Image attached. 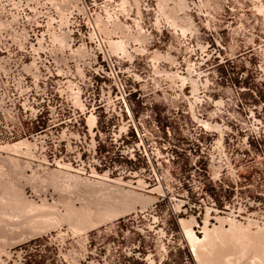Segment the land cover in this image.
<instances>
[{
    "label": "built area",
    "instance_id": "built-area-1",
    "mask_svg": "<svg viewBox=\"0 0 264 264\" xmlns=\"http://www.w3.org/2000/svg\"><path fill=\"white\" fill-rule=\"evenodd\" d=\"M115 21L73 5L21 15L0 0V140L27 138L46 164L126 179L152 196L111 222L107 238L88 236L79 263L62 264H176L174 237L188 241L183 221L197 233L219 213L208 182L238 186V141L249 145L252 132L208 95V41L177 49L174 64L145 61L138 46L129 58L102 30ZM183 165L201 174L196 200L175 191Z\"/></svg>",
    "mask_w": 264,
    "mask_h": 264
},
{
    "label": "rangeland",
    "instance_id": "rangeland-1",
    "mask_svg": "<svg viewBox=\"0 0 264 264\" xmlns=\"http://www.w3.org/2000/svg\"><path fill=\"white\" fill-rule=\"evenodd\" d=\"M3 1L21 15L51 16L73 5L81 14L112 16L116 20L112 30L101 23L102 30L110 45L123 41V49H111L129 58L138 46L134 51L143 53L145 61L174 64L177 49L184 51L208 41V95L237 112L239 126L253 137L249 145L238 141L240 162L245 165L238 186L208 182V194L219 213L194 234L206 239L203 245L208 247L202 251L208 249L211 254L199 259L190 240L182 241L177 235L172 256L176 264H264V0H15L14 5L13 0ZM21 142L25 146L17 153L9 152L11 145ZM1 146L0 264H62L64 258L79 263L88 236L101 231L107 238L111 222L136 208L111 217L129 203L116 183L77 166L44 163L27 138L0 140ZM200 176H193L183 165L175 191H188L196 200L193 194ZM123 181L128 182L126 190L141 193ZM206 228L211 230L209 239ZM162 247L152 246L154 251Z\"/></svg>",
    "mask_w": 264,
    "mask_h": 264
},
{
    "label": "bare ground",
    "instance_id": "bare-ground-1",
    "mask_svg": "<svg viewBox=\"0 0 264 264\" xmlns=\"http://www.w3.org/2000/svg\"><path fill=\"white\" fill-rule=\"evenodd\" d=\"M184 3V2H183ZM182 3V4H183ZM185 6V5H184ZM120 25V24H119ZM121 26V25H120ZM119 26V27H120ZM119 29V28H118ZM117 29V30H118ZM121 30V29H120ZM119 31V30H118ZM123 31V30H122ZM122 33H124V32H122ZM130 36V35H129ZM144 37V36H143ZM128 38V37H127ZM130 38V37H129ZM139 38V37H138ZM143 40V39H142ZM123 42V41H122ZM122 42L121 43H118L117 41H116V43H114V41H113V44H111L110 45V49H111V46H112V48L113 49H123L124 48V44H122ZM109 43H110V40H109ZM112 43V42H111ZM124 45V46H123ZM119 49V50H120ZM111 51H112V49H111ZM113 52V51H112ZM158 58V57H157ZM25 142H21V143H16V144H13V145H11V147H9L10 148V153H15L16 151L18 152V150L20 149V148H22V145L24 144ZM28 145V144H27ZM23 146H25V145H23ZM31 147V146H30ZM6 149H8L7 147H6ZM2 150H4V147L3 146H1L0 147V151H2ZM9 150V149H8ZM21 151V150H20ZM16 152V153H17ZM26 152H27V150H26ZM19 153H21V152H19ZM26 155V154H25ZM31 155V154H30ZM14 156V155H13ZM10 157V156H9ZM15 157V156H14ZM10 159H12V157L10 158ZM13 160V159H12ZM33 160V159H32ZM32 162V161H31ZM16 163V162H15ZM59 166H62V165H59ZM64 167V166H63ZM68 168V167H67ZM46 169V168H45ZM57 170V169H56ZM77 170V169H76ZM61 171V170H60ZM63 171V170H62ZM78 171V170H77ZM57 172V171H56ZM52 173V172H51ZM50 173V174H51ZM58 173H60V172H58ZM63 173H64V171H63ZM80 173V172H79ZM54 174V173H53ZM57 174V173H56ZM96 174V173H95ZM94 174V175H95ZM55 175V174H54ZM62 175H60V177H61ZM97 178H99V179H103V180H106V181H108V183H109V181L110 182H112V184H113V182H114V184H115V186L118 188V189H120L119 191H121V190H123V191H121L122 193H123V195H125V198L124 199H126L125 201L126 202H129L128 203V205L126 204V207L120 212V213H117V214H112V216L111 217H113V216H116V215H118V214H121V213H123V212H128V211H130V210H132V209H134L136 206H137V204H142V205H146V204H148V203H150L151 201H152V197H150V196H146V195H143L142 193H140V194H138V193H136L135 191H133L134 189H125V187L128 185L126 182H124L122 179L121 180H114V179H111V178H109V177H107V176H102V175H99V174H96L95 175ZM59 177V178H60ZM76 177H78V176H76ZM79 178V177H78ZM81 178V177H80ZM83 178H85V177H83ZM86 179V178H85ZM82 181V180H81ZM87 181H88V179H87ZM90 181V180H89ZM92 181V180H91ZM92 182H94V181H92ZM104 182V181H103ZM91 183V182H90ZM89 183V184H90ZM88 184V183H87ZM93 184V183H92ZM95 184V183H94ZM91 185V184H90ZM113 186V185H112ZM66 187V186H65ZM132 187V186H131ZM113 188V187H112ZM133 188V187H132ZM118 191V192H119ZM121 192L120 193H114L116 196L118 195L119 196V194H121ZM123 195H121V197L123 196ZM26 196V195H25ZM117 196V197H118ZM21 197H22V195H21ZM20 198V197H19ZM112 198V197H111ZM21 199V198H20ZM121 199V198H120ZM123 199V198H122ZM122 199H121V202H122ZM105 200V199H104ZM15 202V201H14ZM21 202V201H20ZM30 202V201H29ZM27 204H28V202H26ZM102 206V205H101ZM94 207V206H93ZM100 207V206H99ZM84 208V207H83ZM86 208V207H85ZM109 212V211H108ZM110 214V215H111ZM110 215H109V217H110ZM82 216V215H81ZM120 216V215H119ZM102 218V217H101ZM86 219V218H85ZM98 219H99V217H98ZM106 219V218H105ZM86 221V220H85ZM100 222V221H99ZM105 222V221H104ZM193 223V221L192 220H184L183 221V226H184V228L186 229L185 231H186V233L188 234V236H187V238L190 240V243H191V246H192V250L194 251V254H195V256H197L199 259H201L202 257L205 259V256L207 257V255H208V253H210V252H207V251H209L208 249H207V251H202L203 249H205V248H207L208 247V245H203V241H204V239L203 240H200L195 234H194V232L192 231V228H191V226L193 225L192 224ZM75 226H77V225H75ZM90 226V225H89ZM78 228V227H77ZM207 229V228H206ZM80 230H81V228H80ZM209 229H207L206 230V236L208 235V233H209V231H211V230H209ZM208 237V239H209V236H207ZM207 239V240H208ZM211 240V239H210ZM205 242H206V239H205ZM211 241H209V243H210ZM211 245L213 244V242L212 243H210ZM211 245L209 246L210 248H212L211 247ZM203 246H207V247H203ZM213 246H215L214 244H213ZM214 248V247H213ZM212 250V249H211ZM214 250H215V248H214ZM216 251V250H215ZM220 251V250H219ZM212 252V251H211ZM214 252V251H213ZM212 252V253H213ZM205 254H207V255H205ZM211 254V253H210ZM214 255V254H213ZM211 256V255H210ZM218 257H219V255H217ZM222 256V255H221ZM220 256V257H221ZM213 259V258H212ZM221 259V258H220ZM223 259H225V258H223ZM214 262H215V260H213ZM223 262V261H222ZM205 263V262H204ZM203 263V264H204ZM217 264V263H216Z\"/></svg>",
    "mask_w": 264,
    "mask_h": 264
}]
</instances>
